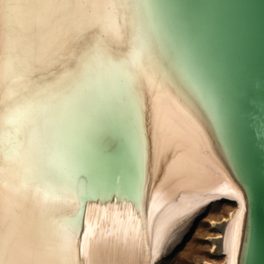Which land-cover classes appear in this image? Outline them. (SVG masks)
<instances>
[{
  "label": "snow or ice",
  "instance_id": "6c2138e0",
  "mask_svg": "<svg viewBox=\"0 0 264 264\" xmlns=\"http://www.w3.org/2000/svg\"><path fill=\"white\" fill-rule=\"evenodd\" d=\"M165 98L242 174L217 93L170 46L153 0H0V264L95 255L91 235L78 241L92 195L81 175L102 134L143 159L147 132L150 156L167 150L168 174L185 178L191 135Z\"/></svg>",
  "mask_w": 264,
  "mask_h": 264
},
{
  "label": "water",
  "instance_id": "95a60500",
  "mask_svg": "<svg viewBox=\"0 0 264 264\" xmlns=\"http://www.w3.org/2000/svg\"><path fill=\"white\" fill-rule=\"evenodd\" d=\"M153 2L170 45L217 93L238 149L242 174L227 159L243 200L235 264H264V0ZM115 142L102 134L88 154L81 175L92 193L87 205H130L142 211L144 161L126 145L115 153L108 147Z\"/></svg>",
  "mask_w": 264,
  "mask_h": 264
},
{
  "label": "bare ground",
  "instance_id": "6f19581e",
  "mask_svg": "<svg viewBox=\"0 0 264 264\" xmlns=\"http://www.w3.org/2000/svg\"><path fill=\"white\" fill-rule=\"evenodd\" d=\"M162 106L178 125L189 128L191 143L185 155L187 175L180 181L171 178L167 172V150L150 156L146 132L143 161L147 192L144 209L137 211L130 205L119 207L116 204L87 205L78 241L81 249L85 244L90 247L88 237L91 235L97 242V251L94 256L81 251V264H91L92 260L98 264H160L165 254L195 231L198 221L207 219L212 208L221 205H228L230 209L219 219L207 220L214 231L207 238L212 258L203 264L236 263L243 200L229 161L219 142L209 132L201 136L190 129L166 98L162 100Z\"/></svg>",
  "mask_w": 264,
  "mask_h": 264
},
{
  "label": "rangeland",
  "instance_id": "374dc122",
  "mask_svg": "<svg viewBox=\"0 0 264 264\" xmlns=\"http://www.w3.org/2000/svg\"><path fill=\"white\" fill-rule=\"evenodd\" d=\"M229 209L230 206L228 205L213 207L207 219L198 221L195 231L191 235L189 233L170 253L165 254L160 264H203L204 261L212 258L210 243L207 238L214 231L208 226L207 220L208 218L219 219Z\"/></svg>",
  "mask_w": 264,
  "mask_h": 264
}]
</instances>
